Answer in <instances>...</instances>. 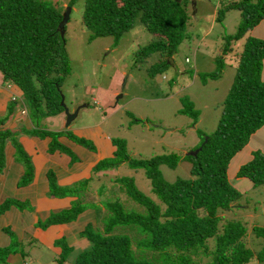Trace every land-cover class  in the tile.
<instances>
[{"label": "trees", "instance_id": "trees-1", "mask_svg": "<svg viewBox=\"0 0 264 264\" xmlns=\"http://www.w3.org/2000/svg\"><path fill=\"white\" fill-rule=\"evenodd\" d=\"M189 3L190 0H69L67 6L81 7V21L89 32V40L109 35L118 39L135 23L143 24L156 38L141 47L134 59L164 54L165 58L149 66V73L153 74L167 68V58L177 51L187 35ZM233 8L240 11L241 20L235 34L225 35L222 54L231 51L232 43L261 21L264 0L231 1L217 10L216 20L221 21L225 11ZM62 11L59 0L55 3L0 0L2 80L22 90L31 116L38 120L64 115L60 105L61 85L71 65L65 37L58 28ZM222 57H216L215 71L204 77L218 75L223 67ZM263 59L264 39L247 36L236 55L233 80L215 130L211 134L198 132L201 140L193 149L200 147V150L195 155L170 153L136 159L126 154L124 141L111 139L114 151L110 158L123 156L116 161L142 169L150 181L154 199L139 190L131 177L119 178L128 197L143 206V211L127 210L119 200L101 203L96 208L98 222L87 223L81 232L89 244L75 256L74 264H264V226L251 224L249 227L246 220L226 214L238 208L236 203L242 196L229 181L230 160L264 125ZM185 112L196 122L197 112ZM6 120L0 116V157L5 139L11 135L9 129H2ZM32 124L26 133L48 137L49 153L70 151L60 142L61 136L93 148L90 142L70 130L41 129L34 120ZM12 142L17 158L25 166L20 180V186H25L34 176L33 167L22 145L15 138ZM110 158L99 161L95 170L113 165L115 162ZM182 158L190 162V177L166 181L160 166L175 168ZM235 176L248 179L252 187L264 185V152L252 151ZM47 177L49 192L53 194L57 184L52 170H48ZM16 201L6 198L0 203V214ZM260 204L264 209V198ZM84 209L78 202L68 210L50 213L45 224L75 220ZM118 226H133V230L128 235L118 233ZM250 240L253 247L248 244ZM59 241L67 255L72 248L65 240ZM5 249L1 247L0 251ZM64 260V257L58 258L57 264H63Z\"/></svg>", "mask_w": 264, "mask_h": 264}, {"label": "rangeland", "instance_id": "rangeland-1", "mask_svg": "<svg viewBox=\"0 0 264 264\" xmlns=\"http://www.w3.org/2000/svg\"><path fill=\"white\" fill-rule=\"evenodd\" d=\"M47 1L55 3L57 0ZM59 1L63 7V13L69 0ZM192 1L190 0L188 6L190 18L187 35L179 44L177 51L167 58L169 62L167 68L163 72L153 74L149 73V66L165 58L164 54L155 53L146 59H134L141 47L156 38L143 24L135 23L118 39H115L114 35H109L89 40V32L81 21V7L76 5L71 9L64 27L65 48L71 70L65 77L61 89L69 109L80 106L77 116L71 122V125L75 124L73 128L78 129L76 124H80L81 131L87 130L89 133L96 131L107 135L112 140H122L125 143L126 154L136 159H147L170 153L184 156L199 144L201 140L199 131L211 134L215 130L223 101L233 80L236 55L241 50L245 38L249 35L253 36L252 32L256 31L250 29L245 32L232 43L231 51L222 54L224 37L235 34L241 15L238 9H229L219 21L216 20L217 10L234 0H194V6ZM220 55H223L222 70L215 77H204L215 71L217 67L215 59ZM263 73L262 65L261 77ZM12 97L10 93H0V100H3L4 104L0 106V109H6L4 114L0 112V116L6 117V122H18L22 118L24 121L26 115L21 110L23 108L30 110V108L28 109L25 103L23 92L20 96H15L14 100ZM185 111L197 112L196 122L193 120L194 117ZM30 113H32L31 110L28 111L27 116L30 117L31 122L34 120L41 129L55 130V127L57 129L59 126V120L55 119V116H44L38 120L34 119ZM64 125L66 126L65 120L62 126ZM4 126L2 129H6ZM16 126L17 123L14 128ZM9 130L10 137H14L15 132L11 128ZM28 137V143L20 140L18 142L28 150L25 152L30 162L36 164L37 150L30 137L37 138L36 141L39 140V142L35 141L39 148L44 145L45 137L40 138L29 134ZM46 147L47 145L42 148ZM99 149H101L100 145ZM32 150H35V153L29 154ZM14 157L16 160V154ZM71 157L73 160L79 159L74 154ZM84 157L89 159L90 153H86ZM245 157L244 152H241L230 160L228 178L242 196L237 200L238 208H232L226 214L228 217L246 220L249 227L251 224L264 226V209L260 204L264 198V185L252 187L248 179L235 176L238 167L247 161L244 160ZM122 158L123 156H118L116 159L110 158L115 163L100 172L97 171V174L87 181L64 186L57 184L55 192L52 191L53 194L49 195L62 201L66 199L70 201L69 205H64L53 212L68 210L80 202L85 209L75 220H78V223L87 222L94 225L99 218L96 216V208H99L106 200H119L127 210L143 211V206L128 197L125 188L123 189L124 184L120 183L119 178L131 177L139 190L154 199L150 181L142 169H134L125 162L116 161ZM4 160L3 153L0 162ZM84 163L87 166L91 165L86 161ZM159 169L163 178L169 182L179 177H190V162L186 158H182L175 168L161 165ZM39 183L42 186L34 183L20 187L17 193L18 200L21 199L20 192L24 189H32L35 195L38 193L42 195L46 184L44 179ZM91 186L90 194L85 196ZM49 195L46 196L49 197ZM90 197L93 199L90 200ZM24 209L21 214L30 212L32 208ZM18 210L21 211L22 208L12 206L0 215V248H6L0 251V264H57L58 258L63 257L65 258L62 261L63 264H74L76 252L72 250L78 253L81 249L80 244L71 249L67 255V251H62L61 241H59L65 238L57 239L54 245L57 248L55 251L47 247L40 239L37 240L38 247H32L33 240L30 242L28 239L19 240L17 232L13 231L12 227L4 226L5 223H12V226L19 225ZM39 214L40 217L45 213ZM27 216L30 218L29 215ZM20 218L23 222L28 221L25 217L20 216ZM46 220L47 218L43 221L37 220L35 227L41 228L42 232L51 236L55 233L49 229L50 226L67 223L60 221L46 225ZM100 225L102 226L101 223ZM131 227L133 226H118L117 230L118 233L128 235L133 230ZM30 234L38 237L33 233ZM248 244L251 247L254 246L251 240ZM255 247L258 248L259 244Z\"/></svg>", "mask_w": 264, "mask_h": 264}, {"label": "crops", "instance_id": "crops-1", "mask_svg": "<svg viewBox=\"0 0 264 264\" xmlns=\"http://www.w3.org/2000/svg\"><path fill=\"white\" fill-rule=\"evenodd\" d=\"M252 29L256 31V32H252L253 33L252 35L254 37L264 39V16L261 19V21L258 24H256ZM262 65L264 67V59ZM261 78L264 80V73H263V77ZM0 93L1 94L10 93L11 96H20L22 94V91L18 86H16L13 83L9 85H4L2 80V74L0 73ZM3 105H4L3 100H0V106ZM73 109L74 107L72 108V110ZM0 112H3L4 114L6 112V109L3 110L0 109ZM55 119L59 120V126H61L60 128H58L59 127L58 126L57 129L55 127V130L57 131L70 130L74 133L75 136L84 138L85 140L90 142L93 145V148L91 146L80 145L79 143H76L75 141L68 139L66 136H61L59 137L60 142L63 143L70 151L65 152V151L55 150L54 152L49 153L47 151L49 139L48 142L45 143L48 137H45L43 139L44 145L41 146V148H39L38 145L35 143L36 141L35 139L37 138L30 137V140L32 139V141L35 144V150H37V155L35 154L36 164H33L31 162L34 176L28 185L34 183H36L37 186L41 185L39 182L42 179H44L46 186L45 187L43 186L45 188V192L42 195H40L39 193L35 195L32 189H27V190L24 189L22 192H20V196L22 199V200L20 199L21 200L20 201L17 198V193L19 192L20 187H26L28 185L20 186L21 185L20 180L21 178H23L25 172V166L23 165V163L19 161L18 158H17L18 160L17 159L15 160L14 157L15 149L13 146L12 139L15 138L17 141L20 140L28 143L27 138L29 137L26 131L30 130L33 124L30 120V117H28L27 114H26V119L24 121L22 118V120L20 119L18 122L17 121L5 122L4 127L7 129L11 128L12 131H14L15 133H14V137L13 136L7 137L3 143V153L5 160L0 162V203H2L6 198L10 197L17 200L16 201L17 203L15 202V204H9L8 208L5 211H3V213L6 212L12 206L21 207L22 210L21 211L18 210L17 212L18 213L17 218L19 222L18 226L14 224L12 226L11 225L12 223L11 224L5 223L4 226L12 227L13 231L17 232V236L19 237V240L28 239L29 242L33 240L36 245L32 241L31 242L33 244L32 247L34 246L38 247L37 240L40 239L44 244H46L47 247H50L55 251L57 248L54 245L55 242H57V239L65 238L66 243L72 249L78 244L81 245V249L78 251L79 253L89 244L87 239L81 236V232L83 231L85 225H87V222L78 223L77 222L78 220H72V221H68L67 223H59L52 225L49 227V229L55 233L52 236L46 232H42L41 228L35 227L37 220H41V221L45 220L46 218H48L50 213L53 212V210L56 211L59 210L64 205H69V201H70L68 199L62 201L60 199L54 198L53 196L49 195L50 190L48 186L47 173L48 170H52V172L55 174L56 177V184L60 186L69 185L75 182L78 183V182L87 181L97 174V171L95 170L94 166L99 161L105 158L112 157L114 147L112 146L111 139L105 134L96 131L92 133H89L87 130L81 131L79 127L80 124L79 125L76 124L78 129L73 128L74 127L73 125L75 124L69 125L68 127H66L65 125L62 126L65 120V115L63 114L55 115ZM16 123L17 126L14 128V125ZM88 139H92L94 142ZM36 142H39V140ZM20 144L22 145V143ZM46 145H47L46 148H42ZM99 145L101 146V149H99ZM23 149L24 151L26 150L24 147ZM35 150L30 151L29 154L35 153ZM38 150H39V154H38ZM254 150H261L262 152H264V125L251 135L248 143L239 152H237L235 156L241 152H244L246 156L244 160H248L251 157V152ZM27 151L28 150H26V152ZM75 151H78L79 153ZM86 153H90L89 159H86L84 157ZM73 154L78 156L79 159L73 160L71 157V155ZM85 161L87 163H90L91 165L87 166L84 163ZM91 189L92 186L90 187L88 193L85 196L90 194L89 192H91ZM46 195H49V197ZM91 199L93 198L90 197V200ZM26 207L32 208L31 211L30 212L26 211L24 214H21V212H23L25 210L24 208ZM39 213H45V214H42L41 215L42 218H40L41 216L39 217L40 215ZM27 215H29L30 218H28ZM20 216L25 217L26 219H28V221L23 222ZM39 226L41 225L39 224ZM30 233H33L38 237H34ZM72 252H76V255L78 254L77 251L72 250Z\"/></svg>", "mask_w": 264, "mask_h": 264}, {"label": "water", "instance_id": "water-1", "mask_svg": "<svg viewBox=\"0 0 264 264\" xmlns=\"http://www.w3.org/2000/svg\"><path fill=\"white\" fill-rule=\"evenodd\" d=\"M192 5L193 6L195 5L194 0L192 1ZM70 11H71V7L67 6L65 11L63 12L62 19L58 24V28L60 30L61 36L64 35V27H65V25L69 19ZM60 105L63 107L64 114L66 117L65 118L66 127H68L69 125H71V122L73 121V119L77 116V114L80 110V106L76 107L73 111H71L68 108L67 104H65L63 95H61ZM199 150H200V147L187 152L186 155H195Z\"/></svg>", "mask_w": 264, "mask_h": 264}, {"label": "clouds", "instance_id": "clouds-1", "mask_svg": "<svg viewBox=\"0 0 264 264\" xmlns=\"http://www.w3.org/2000/svg\"><path fill=\"white\" fill-rule=\"evenodd\" d=\"M70 12H71V11H70ZM69 16H70V15H69ZM63 36H64V35H63ZM3 83H4V85H9V84H11V82H7V83H6V82H3ZM5 83H6V84H5ZM13 97H14V99H15V96H13ZM13 97H12V98H13ZM14 99H13V100H14ZM64 100H65V99H64ZM64 102H65V101H64ZM63 113H64V112H63ZM24 114H25V115L28 114V110H27V108H26V113H24ZM64 115H65V114H64Z\"/></svg>", "mask_w": 264, "mask_h": 264}, {"label": "built area", "instance_id": "built-area-1", "mask_svg": "<svg viewBox=\"0 0 264 264\" xmlns=\"http://www.w3.org/2000/svg\"><path fill=\"white\" fill-rule=\"evenodd\" d=\"M13 99H14V97H13ZM21 111H22V113H26V109L25 108H23Z\"/></svg>", "mask_w": 264, "mask_h": 264}]
</instances>
